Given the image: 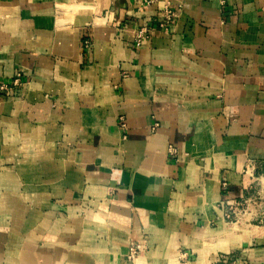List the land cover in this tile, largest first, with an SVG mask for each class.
<instances>
[{
	"label": "crops",
	"instance_id": "0c3cea01",
	"mask_svg": "<svg viewBox=\"0 0 264 264\" xmlns=\"http://www.w3.org/2000/svg\"><path fill=\"white\" fill-rule=\"evenodd\" d=\"M0 264H264V0H0Z\"/></svg>",
	"mask_w": 264,
	"mask_h": 264
},
{
	"label": "built area",
	"instance_id": "2783aa9c",
	"mask_svg": "<svg viewBox=\"0 0 264 264\" xmlns=\"http://www.w3.org/2000/svg\"><path fill=\"white\" fill-rule=\"evenodd\" d=\"M175 13L171 10L170 6L167 4L164 8L163 17L165 20H171L175 18ZM148 32L146 30H143L139 33V35L136 37V45L141 46L143 40L147 37ZM142 251V245L139 243H132L131 247L129 248V260L133 263L137 261L139 258V255Z\"/></svg>",
	"mask_w": 264,
	"mask_h": 264
}]
</instances>
